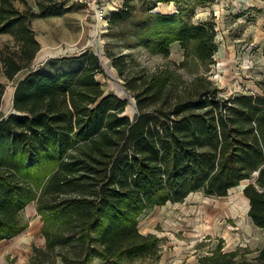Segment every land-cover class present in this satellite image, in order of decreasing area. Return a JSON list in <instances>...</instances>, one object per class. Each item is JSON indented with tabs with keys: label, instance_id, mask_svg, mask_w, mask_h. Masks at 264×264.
<instances>
[{
	"label": "trees",
	"instance_id": "trees-1",
	"mask_svg": "<svg viewBox=\"0 0 264 264\" xmlns=\"http://www.w3.org/2000/svg\"><path fill=\"white\" fill-rule=\"evenodd\" d=\"M13 1L23 0H0V35H13L19 46L18 53L2 61L8 81L28 69L39 51ZM206 1L123 0L108 19L109 29L119 28L124 48L142 47L164 59L177 43L181 63L191 57L207 70L217 51L214 25L192 22ZM169 2L176 14L153 13L158 4ZM136 7L144 16L133 21ZM41 10V17L61 13L52 7ZM109 58L123 76L131 57ZM62 60L78 66L54 74L30 69L16 83L12 112L6 116L1 115L0 84V242L23 232L19 214L34 202L46 248L34 250L30 264L46 259L53 264L55 257L63 264L153 262L160 257L159 239L138 232L141 214L182 203L196 192L223 198L251 178L242 191L247 216L264 235V82L261 96L224 99L210 88L171 102L166 77L140 68L125 82L136 108L130 119L123 115L127 101L105 93L95 79L102 72L97 55ZM65 187L80 194L58 200ZM50 194L57 203L47 199ZM74 218L81 254L70 263L52 254L64 240L50 237L60 236L58 224ZM237 258L246 262L238 250L225 253L217 247L197 264H236ZM251 262L264 264V248Z\"/></svg>",
	"mask_w": 264,
	"mask_h": 264
},
{
	"label": "rangeland",
	"instance_id": "rangeland-1",
	"mask_svg": "<svg viewBox=\"0 0 264 264\" xmlns=\"http://www.w3.org/2000/svg\"><path fill=\"white\" fill-rule=\"evenodd\" d=\"M114 2L115 11L110 9L106 19L121 8L123 0ZM207 2L218 5L217 10H209L208 6L203 5L195 10L198 19L195 16L192 19L193 24L212 23L216 32L217 51L213 63L205 70L206 68L191 57L184 61L185 65L181 63L184 58L177 43L170 45L168 59L151 55L142 47L124 48V39L117 35L119 28L113 26L114 29L110 30L108 20L102 22L96 19L92 12L87 11L83 0L13 1L14 8L23 15L26 27L37 41L39 51L28 69L20 71L12 81H8L3 75L2 61L8 54L18 53L19 46L13 35H0V84L4 87L1 115L6 116L12 112L14 87L30 69L41 68L46 74L65 72L78 65L64 62L62 58L70 59L86 52L100 58L102 72L95 79L105 93H112L127 101L123 115L130 119L134 117L136 108L132 90L126 88L125 82L140 68L145 69L147 74L158 72L166 77L167 87L173 89L169 94L171 102L178 96L182 100H189V97L194 98L196 93L210 88H215L217 96L224 99L239 95L261 96L260 86L264 82V0ZM246 3L253 7H248ZM160 4L167 5L170 12L167 14H173L177 10L172 2ZM109 6L107 5L112 8ZM44 7L58 9L61 13L41 17V9ZM159 7L161 13L164 12L163 8L166 6L158 4L155 10ZM200 8L207 10L199 13ZM134 16L133 21L143 18L144 14L139 7H136ZM109 55L131 57L127 61L123 76H119L112 68ZM188 94L191 96H187ZM163 109L167 108L164 106ZM251 182L253 178L243 181L223 198L205 197L202 192L189 194L182 203H167L144 212L138 222L141 219L147 220L143 226L153 229V236L160 237L159 247L164 242L182 240L191 243V251L195 250V259L210 255L217 247L225 253L238 250L246 262L237 258L236 264H251L256 251L264 248V236L249 220L248 201L242 194V188ZM61 193L58 200H67L80 194V190L73 192L72 188L65 187ZM47 199L54 203L58 201L52 194ZM35 205L36 203H32L30 206ZM40 220L43 221L42 218ZM74 221L75 218L63 225L58 224L60 236L50 237L52 241L54 238L60 242L64 240L54 247L52 254H59L70 263L79 259L81 254L79 231L74 226ZM39 225L43 227V223ZM160 251L159 248V255ZM94 262L100 264L98 260L91 264ZM50 263V259L44 261V264Z\"/></svg>",
	"mask_w": 264,
	"mask_h": 264
},
{
	"label": "crops",
	"instance_id": "crops-1",
	"mask_svg": "<svg viewBox=\"0 0 264 264\" xmlns=\"http://www.w3.org/2000/svg\"><path fill=\"white\" fill-rule=\"evenodd\" d=\"M114 1H121V0H112L110 3H108V6L112 5V6H109L112 8L107 7L108 12L110 11V9H114L113 6L116 4ZM159 5L166 6L163 8L164 12H162V14L170 13L169 10L167 9V5L165 4H159ZM204 6L205 7L208 6L209 10L216 11L218 5H211V3L207 2L206 4H204ZM248 7H253V5L248 4ZM199 10H198L199 13H203L202 10H207V9L200 8ZM221 10L222 9H220V11ZM158 11H160L161 13L160 7ZM196 16L197 14L195 13V17ZM203 18L204 17H202V20H205ZM195 19H198V17H196ZM22 79H20L19 81H21ZM244 188L245 187L242 188V191ZM31 204L26 206L19 214L22 223L24 221V224L26 226L23 232H21L20 234H18L17 236L9 240L0 242V264H8V263L30 264V261H32L34 258V250H40V251L45 250L46 242H45L44 236L42 235V226L39 225V223L40 224L42 223L40 220L41 216L37 212L36 205L30 206ZM144 222H147V220L144 219L142 221L141 219V221L138 222L139 233L144 236L153 235L154 234L153 229L144 227L143 226ZM255 229L260 231L256 227ZM155 236L160 239L158 235H155ZM159 248L161 249V251H160V257L158 260L153 261V262L149 260L137 261L133 264H197L198 258L195 259V250L191 251V248H192L191 243H186L182 240L180 241L174 240L173 242H164V244L161 243V246ZM193 253H194V256H191V254ZM36 264H39V263H36ZM53 264H63V263L59 257H55ZM93 264H95V262Z\"/></svg>",
	"mask_w": 264,
	"mask_h": 264
},
{
	"label": "built area",
	"instance_id": "built-area-1",
	"mask_svg": "<svg viewBox=\"0 0 264 264\" xmlns=\"http://www.w3.org/2000/svg\"><path fill=\"white\" fill-rule=\"evenodd\" d=\"M85 2V5L87 6L86 8L88 9V12H92L94 17L98 19L99 21L105 22L106 20V15L108 12L107 5L110 3L112 0H83ZM115 11V9H112ZM154 12H160L158 10H154ZM173 14H176V10L174 11Z\"/></svg>",
	"mask_w": 264,
	"mask_h": 264
},
{
	"label": "water",
	"instance_id": "water-1",
	"mask_svg": "<svg viewBox=\"0 0 264 264\" xmlns=\"http://www.w3.org/2000/svg\"><path fill=\"white\" fill-rule=\"evenodd\" d=\"M13 92H14V90H13Z\"/></svg>",
	"mask_w": 264,
	"mask_h": 264
}]
</instances>
